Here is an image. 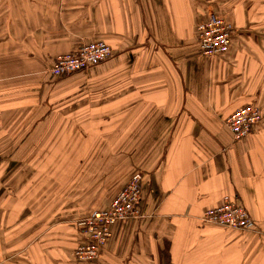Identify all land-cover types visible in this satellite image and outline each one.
<instances>
[{
    "label": "crops",
    "instance_id": "obj_1",
    "mask_svg": "<svg viewBox=\"0 0 264 264\" xmlns=\"http://www.w3.org/2000/svg\"><path fill=\"white\" fill-rule=\"evenodd\" d=\"M211 14L236 32L207 58ZM92 41L112 57L52 76ZM250 103L263 122L233 141L225 121ZM136 171L145 216L77 261V221ZM227 201L257 229L201 222ZM0 264H264V0H0Z\"/></svg>",
    "mask_w": 264,
    "mask_h": 264
},
{
    "label": "built area",
    "instance_id": "obj_2",
    "mask_svg": "<svg viewBox=\"0 0 264 264\" xmlns=\"http://www.w3.org/2000/svg\"><path fill=\"white\" fill-rule=\"evenodd\" d=\"M236 28L227 18L211 14L206 21L196 26L197 40L202 55L214 58L229 51ZM114 49L103 41L83 44L75 52L60 55L55 59L50 73L55 77H64L109 60ZM263 122L261 105L250 103L235 109L226 119L225 125L231 131L233 141H242L251 135ZM143 202V173L136 171L126 186L117 194L110 206L96 210L89 216L77 221L87 242L76 247L73 256L79 262H93L100 258L102 247L111 238V228L122 220L141 219ZM204 224H215L239 231H255L257 223L248 210L238 202L207 209L200 217Z\"/></svg>",
    "mask_w": 264,
    "mask_h": 264
},
{
    "label": "trees",
    "instance_id": "obj_3",
    "mask_svg": "<svg viewBox=\"0 0 264 264\" xmlns=\"http://www.w3.org/2000/svg\"><path fill=\"white\" fill-rule=\"evenodd\" d=\"M237 231H239V230H237Z\"/></svg>",
    "mask_w": 264,
    "mask_h": 264
}]
</instances>
